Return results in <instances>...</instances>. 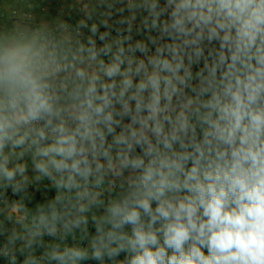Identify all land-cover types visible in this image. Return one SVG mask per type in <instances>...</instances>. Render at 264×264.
Masks as SVG:
<instances>
[{
    "label": "clouds",
    "instance_id": "clouds-1",
    "mask_svg": "<svg viewBox=\"0 0 264 264\" xmlns=\"http://www.w3.org/2000/svg\"><path fill=\"white\" fill-rule=\"evenodd\" d=\"M125 7L128 35L115 38L99 31L106 18L89 26L90 2L74 28L0 32V188L20 196L6 219L22 212L19 231L0 222V254L10 264L17 250H28L23 264H103L121 251L120 264H264V0ZM137 13L148 36L132 43ZM44 179L54 196L29 219L23 202ZM116 180L121 194L91 216L90 251L50 244L32 254L45 233L86 234Z\"/></svg>",
    "mask_w": 264,
    "mask_h": 264
},
{
    "label": "crops",
    "instance_id": "crops-1",
    "mask_svg": "<svg viewBox=\"0 0 264 264\" xmlns=\"http://www.w3.org/2000/svg\"><path fill=\"white\" fill-rule=\"evenodd\" d=\"M91 3V5L97 7V11L93 16V20L88 21L89 26L93 22L99 23L101 19H107L109 28H105L103 25L100 26V28L109 31L110 30V38H115V35L119 29L120 23L119 21L122 19H125L131 15L129 10L125 7L123 12H120L119 9L124 6V4H121L119 0H104V2H100V0H29L27 3H21L19 0H0V32L3 33H12L14 30H19L23 32H31L33 31L37 26H56L60 20H63L67 22L68 24L72 25L74 28L75 25L78 23L80 19L85 18V14L82 11V6L84 3ZM164 0H161V3H163ZM115 5L117 7V13L112 14L108 16H101L99 17V13H109L106 11V7L109 5ZM31 5L33 7V14L35 16V20H33L31 23H23L20 22L18 19L12 18L11 11L13 9L17 10H29L28 6ZM146 15V13H137L135 21H133V24L137 25L139 27V31L134 33H131L132 43H135L137 41H147L148 33L146 30L142 29L141 20L142 16ZM85 36L89 34L88 29H82ZM155 35V31L152 33ZM127 44V42H126ZM150 49H155L154 46L149 45ZM103 55V54H102ZM110 55V54H109ZM105 61L107 62L108 56H103ZM198 70L196 66H194L193 71ZM126 118V122H127ZM119 131V129H117ZM140 151V150H139ZM25 159L29 160V175L31 176L32 169H31V161L29 157H25ZM128 173H125V176H127ZM107 183V182H106ZM104 185V190L100 196V200L103 201L102 204H99L97 206H94L91 210V212L88 214L89 216V224H88V231L85 234L79 229L74 230V234L68 235L65 239L61 240L59 236L52 237L47 235L46 233L42 237H38L36 242L32 246V254L36 257H42L43 253L47 249V246L50 244H60L61 247H64L65 245L72 246V245H78L80 247H87L90 249V241L92 237L96 236V225L92 221L91 216L95 214L98 218L103 216L105 214V207L108 204V201L112 198H115L119 196L122 192V189H118L116 191H106ZM39 192L43 198L45 203L52 199L54 196L55 190L52 188L51 183L44 179L39 185ZM126 187V185H125ZM32 192H35L34 187H30ZM10 190L7 189L6 191L2 188H0V194L1 192L8 193ZM10 199V198H9ZM8 205L6 207L5 205ZM11 205L10 200H8L7 203H1L0 202V222H3V226L8 229L9 231L16 227L17 230H21V226L16 224L15 221L17 217L22 214L12 212L13 219L8 220L6 219L7 215L11 211ZM153 207H155V203H153ZM32 216V215H31ZM29 217V219L31 218ZM125 232L130 233L131 226L126 225L124 228ZM8 235V232H6L3 235H0V248L3 247L4 243L6 242V237ZM22 244V241H17V249ZM115 247V245H113ZM28 255V250H25V252L21 253L20 251H16V257L17 262L16 264H23V261ZM128 256V253L125 251H121L117 256L113 258H109L106 255L103 258V264H120L121 261L126 260V257ZM0 264H10V258L0 256ZM43 264H57L56 261H44ZM80 264H102L100 260L92 259L91 257L89 259L83 260L80 262Z\"/></svg>",
    "mask_w": 264,
    "mask_h": 264
},
{
    "label": "built area",
    "instance_id": "built-area-1",
    "mask_svg": "<svg viewBox=\"0 0 264 264\" xmlns=\"http://www.w3.org/2000/svg\"><path fill=\"white\" fill-rule=\"evenodd\" d=\"M19 1L21 3H27L29 0H19ZM124 3L126 4L127 3V0H124ZM28 8H29V10H22V9L21 10H17V9H13L11 11L12 18L18 19V20H20V22H23V23H31L33 20H35V16H34V14L32 12L33 7L31 5H29ZM106 11L109 12V13L115 14V13H117V7L115 5H113L112 8L109 9V7L107 6L106 7ZM98 16L101 17L100 13H99ZM56 27H57V25L56 26L53 25V26H49V27L37 26L35 29H37V28H47V29L55 30ZM99 31L102 33V32H105L106 30H104L102 28H99ZM138 31H139V27L137 25H135V24H132V31H131V33L132 32L136 33ZM118 33L120 35H122V36L128 35V32H127V22H125L124 24H121L120 23L119 29H118L115 37H117ZM95 39H96L97 47H102L103 44H104V41H101L99 39V35H97L95 37ZM150 50L153 51V52L155 51V49H150ZM135 55L137 57L144 58V54L141 53L139 50H137V52L135 53ZM120 183H121L120 180H116L115 186L114 187H111V188L109 187L108 183H106L105 190L106 191H109V192L116 191V190H118V189L121 188L120 187ZM28 191H31V188L30 187H29ZM12 196H15V195L12 193L11 189L9 190L8 193L1 192V194H0V202L1 203H7L8 200H9V198L12 197ZM0 256L7 257V256H5L3 254H0ZM7 258H9V257H7ZM37 258H41V257H37Z\"/></svg>",
    "mask_w": 264,
    "mask_h": 264
},
{
    "label": "trees",
    "instance_id": "trees-1",
    "mask_svg": "<svg viewBox=\"0 0 264 264\" xmlns=\"http://www.w3.org/2000/svg\"><path fill=\"white\" fill-rule=\"evenodd\" d=\"M139 148H137V152H139ZM29 194L34 197L30 202L28 200H25L23 203L27 206V211H28V215L29 217L32 215H35L36 214V205L37 204H43L45 203L44 201V198L43 196L35 191V192H32V191H29ZM10 203H14V202H18L20 200V196L19 195H15V196H12L10 197Z\"/></svg>",
    "mask_w": 264,
    "mask_h": 264
}]
</instances>
